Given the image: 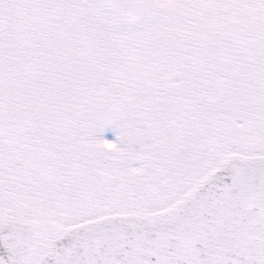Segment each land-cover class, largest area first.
<instances>
[{
	"label": "snow or ice",
	"instance_id": "snow-or-ice-1",
	"mask_svg": "<svg viewBox=\"0 0 264 264\" xmlns=\"http://www.w3.org/2000/svg\"><path fill=\"white\" fill-rule=\"evenodd\" d=\"M0 264H264V0H0Z\"/></svg>",
	"mask_w": 264,
	"mask_h": 264
},
{
	"label": "rangeland",
	"instance_id": "rangeland-1",
	"mask_svg": "<svg viewBox=\"0 0 264 264\" xmlns=\"http://www.w3.org/2000/svg\"><path fill=\"white\" fill-rule=\"evenodd\" d=\"M113 133H116V136L114 134L115 137H113ZM105 138L108 140H112L115 141L117 138V132L114 130V128L112 126H107L106 131H105ZM114 146V145H113ZM111 150V149H110Z\"/></svg>",
	"mask_w": 264,
	"mask_h": 264
}]
</instances>
